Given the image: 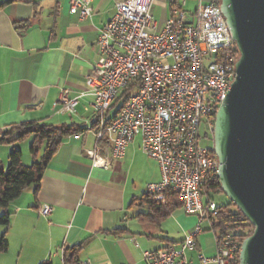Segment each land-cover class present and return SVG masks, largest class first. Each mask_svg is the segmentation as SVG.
<instances>
[{
  "label": "crops",
  "instance_id": "1",
  "mask_svg": "<svg viewBox=\"0 0 264 264\" xmlns=\"http://www.w3.org/2000/svg\"><path fill=\"white\" fill-rule=\"evenodd\" d=\"M120 1L92 0L91 16L82 19L69 10V0H0V135L30 122L86 128L64 137L38 184L27 186L7 207L10 223L0 226V233L8 249L0 253V264H62L63 248L78 244L80 262L145 264L143 250L178 247L197 222L172 192L153 207L139 202L147 184L161 177L140 142L133 139L109 167L92 166L86 155L96 145L86 124L91 97L80 98L72 114L61 111L57 101L62 87L71 97L86 89L99 31ZM209 1L154 0L152 15L162 26L180 8L185 21L193 23L198 5ZM26 21L22 31L16 28ZM133 170L145 178L136 181ZM43 205L50 207L49 214L39 213ZM200 226L196 249L186 252L191 264H200L198 253L215 254V232L207 220Z\"/></svg>",
  "mask_w": 264,
  "mask_h": 264
},
{
  "label": "built area",
  "instance_id": "2",
  "mask_svg": "<svg viewBox=\"0 0 264 264\" xmlns=\"http://www.w3.org/2000/svg\"><path fill=\"white\" fill-rule=\"evenodd\" d=\"M91 1L69 0V10L87 18ZM153 2L116 4L99 31L86 89L71 97L62 87L57 101L61 111L72 114L80 98L91 97L86 124L96 145L86 155L92 166L109 167L140 137L141 151L158 163L161 174L158 182L147 184V193L156 201L174 193L184 211L197 219L178 247L143 250L144 263L191 264L186 252L196 249L200 223L207 220L212 227L217 211L215 201L201 194L204 183L217 177L219 165L212 146L201 143V126L213 130L239 52L215 0L198 5L193 23L185 21L179 8L162 26L153 18ZM49 212L48 205L39 208L43 215ZM215 235L214 256L198 253L199 263L238 264L240 245L230 230L225 227Z\"/></svg>",
  "mask_w": 264,
  "mask_h": 264
},
{
  "label": "water",
  "instance_id": "3",
  "mask_svg": "<svg viewBox=\"0 0 264 264\" xmlns=\"http://www.w3.org/2000/svg\"><path fill=\"white\" fill-rule=\"evenodd\" d=\"M239 56L213 122L222 192L253 226L238 264H264V0H219Z\"/></svg>",
  "mask_w": 264,
  "mask_h": 264
},
{
  "label": "trees",
  "instance_id": "4",
  "mask_svg": "<svg viewBox=\"0 0 264 264\" xmlns=\"http://www.w3.org/2000/svg\"><path fill=\"white\" fill-rule=\"evenodd\" d=\"M215 2L219 4V0H215ZM27 24L28 21L17 23L16 28L22 31ZM85 129V127H81L76 123L56 127L39 122H30L11 127L10 129L2 132L0 135V144L11 143L15 140L25 138L32 134L33 139L29 149L33 160L30 165H25L21 161L22 154L19 149L15 148L9 152V163L6 169H3L0 166V207H8L12 201L19 197L23 189H25L27 186L32 184L36 186L49 159L55 152L58 145L61 143L62 139L68 135L83 132ZM13 134H15L14 138L11 137ZM212 192H222L218 177L207 180L202 187L201 194L204 198L213 200V198L210 196ZM167 193L165 194L164 199L166 198ZM162 200H153L152 196L148 193L143 194L139 198L140 203H146L151 207L162 202ZM230 203L231 205L235 206L231 201ZM216 210L217 211L214 216V222L211 229L216 232L219 229H224L227 227L240 245L242 240L251 234L253 226L248 222V220L236 206L235 210H230L227 208V206H221L217 204ZM10 216L11 214L8 211H5L0 215V225L4 227V229H6L10 223ZM80 248V244L63 248L62 264H80L78 258V252ZM7 249L8 243L1 235L0 253L6 252ZM40 264L53 263L50 260H46Z\"/></svg>",
  "mask_w": 264,
  "mask_h": 264
},
{
  "label": "rangeland",
  "instance_id": "5",
  "mask_svg": "<svg viewBox=\"0 0 264 264\" xmlns=\"http://www.w3.org/2000/svg\"><path fill=\"white\" fill-rule=\"evenodd\" d=\"M113 112V111H112ZM201 143L207 147L212 146L213 144V134L212 131H209L208 128L206 126H201ZM33 139V135L31 134V136L29 137H25L22 139H18L15 140L13 143L9 144V143H3L0 144V166L3 169H6L9 160H8V154L12 149H19L22 153V157H21V161L23 162V160H26V163H24L25 165H30L33 158L32 155L30 153V144L31 141ZM135 144H139L140 142V138L139 136L134 137V141ZM9 145V147H7ZM38 159V157H37ZM135 173V179L136 181H139V178H145V175L143 173H139V171L133 170V173ZM210 196L213 198V200L221 206H227L228 209L230 210H235V206L231 205L230 200L228 199V197L223 193V192H212L210 194ZM0 215L2 213H4L5 211H8V208H3L0 207ZM1 226V225H0ZM2 234L0 233V236Z\"/></svg>",
  "mask_w": 264,
  "mask_h": 264
}]
</instances>
